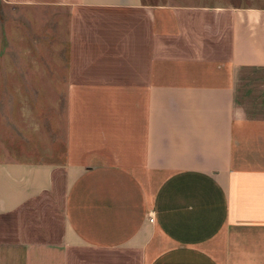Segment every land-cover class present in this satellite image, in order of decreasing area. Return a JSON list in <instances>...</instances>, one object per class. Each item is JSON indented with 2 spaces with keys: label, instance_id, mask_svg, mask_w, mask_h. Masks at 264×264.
Wrapping results in <instances>:
<instances>
[{
  "label": "crops",
  "instance_id": "0c3cea01",
  "mask_svg": "<svg viewBox=\"0 0 264 264\" xmlns=\"http://www.w3.org/2000/svg\"><path fill=\"white\" fill-rule=\"evenodd\" d=\"M187 1L0 0L68 36L64 131L0 138V264H264V3Z\"/></svg>",
  "mask_w": 264,
  "mask_h": 264
},
{
  "label": "rangeland",
  "instance_id": "374dc122",
  "mask_svg": "<svg viewBox=\"0 0 264 264\" xmlns=\"http://www.w3.org/2000/svg\"><path fill=\"white\" fill-rule=\"evenodd\" d=\"M151 1L156 4L188 2ZM194 2L216 4L222 0L189 3ZM36 13L26 7L5 5L0 9V138L6 152L8 147H21V151L29 152L36 141L42 146L50 120L61 132L65 127L63 78L68 46L63 22L65 12ZM50 90L52 95L48 94Z\"/></svg>",
  "mask_w": 264,
  "mask_h": 264
}]
</instances>
